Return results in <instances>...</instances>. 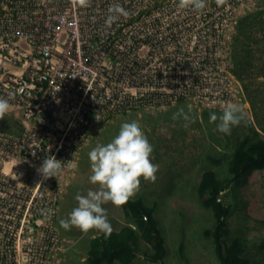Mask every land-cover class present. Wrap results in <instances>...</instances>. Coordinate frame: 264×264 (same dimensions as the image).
<instances>
[{"label":"rangeland","instance_id":"rangeland-1","mask_svg":"<svg viewBox=\"0 0 264 264\" xmlns=\"http://www.w3.org/2000/svg\"><path fill=\"white\" fill-rule=\"evenodd\" d=\"M72 1L81 22L96 9L110 20L112 9L127 13L125 48L131 64L137 61L141 89L146 96L156 91L164 96L147 97L144 105L106 122L56 182L47 179L38 187L28 173L12 190L11 180L0 176L6 185L0 189V264H89L90 239L129 223L124 197H141L154 207L165 264H218L212 239L204 234L214 220L198 199L197 185L206 168L225 176L235 142L226 135L239 129L203 112L248 115L264 136V16L244 46L251 51L245 55L247 87L231 73L230 55L237 21L264 10V0H60ZM194 73L198 82L205 76L216 82L191 87L177 99L169 96L183 92ZM155 74L166 77L159 86L150 76ZM203 89L222 91L206 99ZM22 122L19 110L0 106L1 132L18 133ZM222 200L231 207L230 237L240 239L251 264H264V168L232 183ZM144 251L149 248L142 244L131 264H154Z\"/></svg>","mask_w":264,"mask_h":264},{"label":"built area","instance_id":"built-area-1","mask_svg":"<svg viewBox=\"0 0 264 264\" xmlns=\"http://www.w3.org/2000/svg\"><path fill=\"white\" fill-rule=\"evenodd\" d=\"M58 2L5 0L0 5V106L19 110L23 118L20 132L0 131V176L11 180L12 190L28 173L38 187L47 179L56 182L69 159L106 122L144 105L147 97L164 96L157 91L146 96L141 89L137 61L131 64L125 48L130 39L125 11L112 9L110 20L96 9L81 22L73 1ZM150 76L158 86L166 78ZM229 78L232 84L235 77ZM203 80L194 73L183 92L169 96L177 99L191 87L216 82ZM203 90L206 99L222 91ZM1 184L0 189L6 187Z\"/></svg>","mask_w":264,"mask_h":264},{"label":"trees","instance_id":"trees-1","mask_svg":"<svg viewBox=\"0 0 264 264\" xmlns=\"http://www.w3.org/2000/svg\"><path fill=\"white\" fill-rule=\"evenodd\" d=\"M263 16L264 10L249 13L241 17L235 26L230 51L233 62L231 73L242 83L247 75L245 55L251 53L246 52L244 46L251 39L252 28L262 23ZM256 45L257 42L254 43ZM203 115L205 118L216 117L218 124L239 129L234 132L236 136L226 135V139L235 142L226 156L225 176L212 168H206L198 182V199L204 207L210 209L214 220L213 227L205 229L204 234L212 239L218 264H251L240 239L230 237L228 217L231 207L222 200V196L232 183L264 168V136L248 115L225 112L219 116L217 111L211 109H205ZM122 209L129 223L116 230L106 229L92 237L86 261L89 264H131L144 244L149 248V251L142 254L147 261L165 264L166 248L154 207L146 204L141 197H124Z\"/></svg>","mask_w":264,"mask_h":264},{"label":"bare ground","instance_id":"bare-ground-1","mask_svg":"<svg viewBox=\"0 0 264 264\" xmlns=\"http://www.w3.org/2000/svg\"><path fill=\"white\" fill-rule=\"evenodd\" d=\"M159 6V5H158ZM143 9H146V8H143ZM143 9H142V11H143ZM146 14H148V13H146ZM157 15V14H156ZM148 21V20H147ZM145 25V24H144ZM2 107V106H1ZM128 113V112H127Z\"/></svg>","mask_w":264,"mask_h":264}]
</instances>
